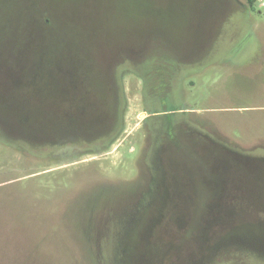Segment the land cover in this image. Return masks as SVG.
Returning <instances> with one entry per match:
<instances>
[{"label": "rangeland", "instance_id": "1", "mask_svg": "<svg viewBox=\"0 0 264 264\" xmlns=\"http://www.w3.org/2000/svg\"><path fill=\"white\" fill-rule=\"evenodd\" d=\"M0 264H264V0H0Z\"/></svg>", "mask_w": 264, "mask_h": 264}, {"label": "trees", "instance_id": "2", "mask_svg": "<svg viewBox=\"0 0 264 264\" xmlns=\"http://www.w3.org/2000/svg\"><path fill=\"white\" fill-rule=\"evenodd\" d=\"M40 15H41V14H40ZM44 25H45V26L50 25V21H49L48 18H44ZM40 29H41V28H40ZM41 30H43V29H41ZM43 31H44V30H43ZM110 52H111V54H112L113 56H114V54H116V51H115V52H114V51H113V52L110 51ZM119 52H120V51H119ZM92 87H93V89H95V88H94L95 86H92ZM27 118H29V117H27ZM27 118H26V119H27ZM26 119H24L23 121H25Z\"/></svg>", "mask_w": 264, "mask_h": 264}]
</instances>
